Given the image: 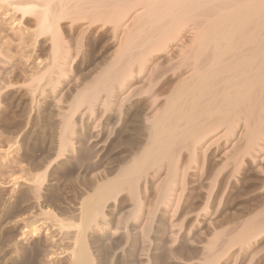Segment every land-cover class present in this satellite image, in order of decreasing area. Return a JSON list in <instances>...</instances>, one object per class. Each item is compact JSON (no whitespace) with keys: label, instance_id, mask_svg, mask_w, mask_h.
<instances>
[{"label":"bare ground","instance_id":"1","mask_svg":"<svg viewBox=\"0 0 264 264\" xmlns=\"http://www.w3.org/2000/svg\"><path fill=\"white\" fill-rule=\"evenodd\" d=\"M0 2L48 45L26 85L33 101L50 97L30 134L54 126L26 147L39 216L72 231L71 264H264V203L231 229L217 225L246 184L264 190V0ZM102 39L111 57L83 70ZM4 62L0 111L13 86ZM123 132L128 156L111 168L104 154ZM62 177L77 204L51 199Z\"/></svg>","mask_w":264,"mask_h":264},{"label":"rangeland","instance_id":"2","mask_svg":"<svg viewBox=\"0 0 264 264\" xmlns=\"http://www.w3.org/2000/svg\"><path fill=\"white\" fill-rule=\"evenodd\" d=\"M103 40L97 41L93 53V55L98 54L96 61L88 68L83 67V70L95 71L111 57L112 44ZM43 41L31 18L21 20L19 12L7 3L0 2V60L5 61L3 63L5 69L11 72L6 80L13 85L5 100L10 106L0 111V264H71L72 262V231L60 230L45 217L39 216L33 198L32 172L29 166L33 151H28L27 141L32 137L35 138L34 142L38 148L43 139L41 136H44V133L49 134L54 126L53 122L45 121L46 125L43 124L38 133L30 134L32 129L36 130L33 123L35 111L47 109L50 102L49 92L44 96L36 94L33 101L26 86L32 77L44 72L48 64V45ZM170 83H166L163 92L168 90ZM124 133L114 139V142H118L108 146L104 154L105 162L111 168L118 166L128 156L125 150L128 146L123 141H119L125 139L126 133ZM29 137L31 138L28 139ZM34 155L39 154L35 152ZM66 180L67 177H62L59 182H50L48 186L52 191H49L51 199L61 207L67 206L66 204L75 205L81 197L74 189L75 183ZM257 181L255 178L252 183L246 184L244 191L239 194L240 197L236 194L228 200L226 208L217 217L219 220L217 225L231 229L262 207L264 190ZM200 200L202 199L198 202H202ZM61 218L66 220L68 216ZM74 220L76 221V217L72 221ZM36 221H38L36 226L39 228V233L34 236L29 225ZM22 232L25 234L22 235ZM33 246L35 248H32ZM184 251L182 250L185 259H190L191 255V260L198 259V255L194 252Z\"/></svg>","mask_w":264,"mask_h":264}]
</instances>
